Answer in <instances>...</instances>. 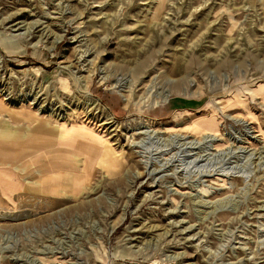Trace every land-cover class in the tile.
Masks as SVG:
<instances>
[{"label": "rangeland", "instance_id": "1", "mask_svg": "<svg viewBox=\"0 0 264 264\" xmlns=\"http://www.w3.org/2000/svg\"><path fill=\"white\" fill-rule=\"evenodd\" d=\"M0 264H264V0H0Z\"/></svg>", "mask_w": 264, "mask_h": 264}, {"label": "bare ground", "instance_id": "2", "mask_svg": "<svg viewBox=\"0 0 264 264\" xmlns=\"http://www.w3.org/2000/svg\"><path fill=\"white\" fill-rule=\"evenodd\" d=\"M62 153V152H61ZM65 153V152H64ZM98 153V152H97ZM99 155V154H98ZM59 158V157H58ZM61 160V159H60ZM66 174V173H65ZM70 179V178H69ZM67 180V179H66ZM64 185V184H63ZM65 186V185H64ZM7 187H8V189L10 190V189H12V186L8 183V185H7ZM63 187V186H62ZM9 213V214H8ZM7 214H4V215H6V216H11V214L13 213V212H8ZM3 215V214H2ZM14 215V214H13ZM19 215V213L17 214V216ZM21 215V214H20ZM30 215V214H29Z\"/></svg>", "mask_w": 264, "mask_h": 264}]
</instances>
